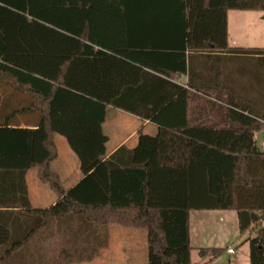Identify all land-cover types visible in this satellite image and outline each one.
Segmentation results:
<instances>
[{"label": "trees", "instance_id": "16d2710c", "mask_svg": "<svg viewBox=\"0 0 264 264\" xmlns=\"http://www.w3.org/2000/svg\"><path fill=\"white\" fill-rule=\"evenodd\" d=\"M229 11L264 13V0H0V264L53 219L67 217L97 228L146 230L149 264H196L193 211L236 212L250 264H264V153L257 148L264 93L260 108L257 99L213 101L174 82L187 73L186 52L208 45L256 61L249 69L263 80L264 48H228ZM102 22L108 36L95 31ZM137 32L141 43L148 34L156 40L136 46ZM169 55L175 66L161 63ZM110 106L156 124L158 134H141L134 150L123 147L106 159ZM192 106L218 112V125L206 123V115L194 127ZM57 136L83 174L69 192L52 169ZM29 170L58 196L56 204L31 208ZM9 209L30 217V226H9ZM198 251L211 260L226 253Z\"/></svg>", "mask_w": 264, "mask_h": 264}, {"label": "crops", "instance_id": "0c3cea01", "mask_svg": "<svg viewBox=\"0 0 264 264\" xmlns=\"http://www.w3.org/2000/svg\"><path fill=\"white\" fill-rule=\"evenodd\" d=\"M259 13H262L261 16H259ZM135 17V23H141L139 19H142V16H138L136 13ZM147 17V16H146ZM151 17V16H149ZM228 48L230 50L233 49H256V48H264V47H255L250 45H244L247 47H241L244 42H246L243 38L240 37H233L231 33V21L232 19H237L238 24L245 25L248 22H254L257 18L261 19L264 25V13L263 12H256V11H229L228 12ZM150 19H147V21ZM146 21V22H147ZM107 22H105L106 24ZM137 24V25H138ZM100 25V24H99ZM96 26L95 31L98 32V34L102 33V35L108 36V25L104 27V22H102L103 26ZM140 25V24H139ZM138 25V26H139ZM140 32H137V35L134 37L136 40L134 45L140 46H146L147 43H150L152 41H155L156 38L154 34H148L145 43H141L140 40H142ZM264 34V30H263ZM162 41L165 43H162L164 46H168V41H170V35L167 34V32L162 36ZM130 44L128 47L125 45L120 44H112L115 49L118 50H124L127 53L133 52V46ZM186 59L188 63V69L187 73L177 75L174 79V82L179 84L180 86L184 87L185 89L189 90L191 94L197 95V96H204L205 98L211 99L215 101V98H224L229 99V101H232L234 98L236 100H241L245 103H248L249 100H258L262 96L260 93H264V78L261 81V79H256L259 77L260 72L258 71H251L249 68L250 66L246 63H250L251 61L245 60L242 57H235V55L232 52H228V50H217L214 49L212 46H209L205 49L201 50H191L186 52ZM161 63L163 65L168 66H175V58H172V56H164L161 60ZM255 64L256 61H253ZM262 74L264 72L262 71ZM193 86L195 89H193ZM192 87V88H191ZM202 90L208 91L212 94H214V98L208 97L201 93ZM206 110V109H205ZM207 113V114H205ZM218 112H212L211 109H209L207 112H205L203 109L199 108L198 106H192L190 108V115H192L193 120V126L198 127L202 125V116L210 115V120L208 121L205 119V122L209 125H218V118H217ZM110 121V122H109ZM108 123H110L111 127L108 126ZM159 127L148 121L141 119L133 114L127 113L125 111H122L120 109H116L114 107H108L107 108V114H106V120L103 125V132L108 138V143L106 145L107 154L106 159H109L111 156H113L116 152H118L121 148L125 147L128 150H134L139 143L140 135H146V136H156L158 134ZM61 136L56 137V144L59 150V159L53 164L52 169L54 165L57 163H62L64 170L65 177L67 180H69L70 187L65 188L64 186V179H63V172L61 171H53L59 175L63 187L66 190V192H69L73 187H75L83 178V174L81 172L80 168V162L78 157L74 154V152L69 147L64 152V154L61 152V145L59 144L58 138ZM65 139V138H64ZM67 142V141H66ZM264 147V143H263ZM32 171L36 170H29L26 174V184L28 188V194H29V202L32 209H45L53 206L58 201V196L50 189L52 193L55 194V197L52 199L51 206L45 207L44 205H41L43 203V197L44 192L40 188L33 189L31 187V173ZM37 173V171H36ZM36 177L38 179V174H36ZM39 180V179H38ZM43 184V183H42ZM45 185V184H44ZM49 187V186H48ZM8 213L6 215L7 219H9V226H17L19 228H26L30 226V217H28L26 214L19 213L18 210H7ZM14 212V213H13ZM229 211H193L190 214V236H191V245L194 238L193 235V219L198 220H205V221H211L215 226L223 225L227 222V220H231V222L234 223V220L232 221V216L228 214ZM13 213V214H12ZM234 219V218H233ZM238 219V215H237ZM238 227L239 222L237 220ZM54 225L53 231L48 233L46 235V240L44 242H55V239H58L59 237H67L71 235V227L74 225L80 226V224H85V222L80 217H67L64 219H53L51 221L50 225ZM58 226V228H57ZM62 226V228H61ZM117 226V225H112ZM56 227V228H55ZM88 227V226H87ZM110 227V226H109ZM120 227V226H118ZM89 228V227H88ZM104 228V229H103ZM123 228V227H122ZM206 228V226H205ZM128 229V228H125ZM138 230V229H134ZM141 230V229H140ZM207 231V229H206ZM201 232L199 236L195 237V240L197 242V250L199 249H225L226 253L228 255H234L229 254L228 250L230 247L223 248L221 246H224L220 243L219 234H217L214 231V228H211L210 232ZM209 231V230H208ZM212 232V234H210ZM214 232V233H213ZM42 233V232H40ZM38 233V234H40ZM73 233V232H72ZM83 235L86 236H100L103 234H106L109 232H106L105 227H99L96 231H87L83 232L81 231ZM111 233L115 234L118 237H121V241L118 246L110 245V239H108V242L104 243V247L97 248L96 250L88 251L84 250L80 252L81 258L84 259H92L95 257L100 256H106L109 258H115V257H128V253H131L135 250L136 247L134 245V240H138L139 235H132L127 234L126 232H120L119 230H112ZM35 235L32 240L26 245L20 253H35V252H41L42 250V239H40L39 235ZM24 235L18 236V238L22 239ZM236 235L233 236L230 240L232 242L235 239ZM246 237V236H245ZM243 237V238H245ZM254 237V235L252 236ZM197 238V239H196ZM217 241V243H215ZM215 244V245H211ZM147 247H148V238H147ZM65 252V251H64ZM71 253V252H68ZM66 256V255H64ZM63 256V257H64ZM1 257V256H0ZM68 257V256H67ZM211 257V255H209Z\"/></svg>", "mask_w": 264, "mask_h": 264}, {"label": "rangeland", "instance_id": "374dc122", "mask_svg": "<svg viewBox=\"0 0 264 264\" xmlns=\"http://www.w3.org/2000/svg\"><path fill=\"white\" fill-rule=\"evenodd\" d=\"M262 13H259L261 16ZM264 25L261 19L257 18L254 22H248L245 25L238 24L237 19H232L231 21V33L233 37L243 38L246 42L241 44V47H247L244 45H250L255 47H264ZM250 66V68L254 67L253 61L250 63H246ZM264 70V65L259 67ZM262 100H257L256 104L258 106L262 105ZM264 104V103H263ZM110 122V121H109ZM111 124L108 123V126ZM59 144L61 145V152H64L68 148L67 142L63 137H59ZM63 164L57 163L54 165L53 169L55 171L63 172V179L65 188L70 187V181L65 177L64 170L62 171ZM31 187L33 189L40 188L42 192H44L43 203L45 207L51 206V201L55 197V194L52 193L47 185L42 184L36 177V171H32L31 173ZM232 216V221L227 220V222L223 225L215 226L211 221L198 220L193 219V241L192 247L194 248L192 252V260L196 264H250V244L247 241L248 236L245 238L240 237V231L237 223V213L234 211L227 212ZM234 218V219H233ZM89 224V223H86ZM88 225L80 224L74 225L71 227V235L67 237H59L55 239V242H44L46 240V235L53 231L54 225H50L45 228L42 233L38 234L40 239H42L41 252L35 253H19L16 255L8 264H149V252L147 247V238L148 232L146 230H134V229H125L118 226H110L105 227L106 232L108 233L100 235V236H86L81 233L87 232L90 229L87 227ZM89 226L94 227L89 224ZM206 226V228H205ZM56 228V227H55ZM58 228V226H57ZM62 228V226H61ZM211 228H214V231L219 234L220 243H224L221 246L223 248L230 247L235 251L234 255H228L227 253L222 256L211 260L209 256H201L199 251L197 250V242L195 240L196 236H199L201 232H210ZM104 229V228H103ZM112 230H119L120 232H126L127 234L139 235L138 240H134V245L137 248L131 253H128V257H115L109 258L106 256H100L92 258V259H84L81 258L80 252L84 250L92 251L96 250L98 247L103 248L104 243L108 242L110 239V245L118 246L121 237L116 236L111 233ZM209 230V231H208ZM73 232V233H72ZM214 233V232H213ZM212 234V232L210 233ZM235 239L230 242L231 238L235 236ZM197 239V238H196ZM217 243V241H215ZM215 245V244H211ZM98 248V249H99ZM65 251V252H64ZM97 251V250H96ZM71 252V253H68ZM66 255V256H64ZM64 256V257H63ZM68 256V257H67Z\"/></svg>", "mask_w": 264, "mask_h": 264}, {"label": "water", "instance_id": "95a60500", "mask_svg": "<svg viewBox=\"0 0 264 264\" xmlns=\"http://www.w3.org/2000/svg\"><path fill=\"white\" fill-rule=\"evenodd\" d=\"M264 133H259L257 135V148L260 150L261 153H264Z\"/></svg>", "mask_w": 264, "mask_h": 264}, {"label": "built area", "instance_id": "2783aa9c", "mask_svg": "<svg viewBox=\"0 0 264 264\" xmlns=\"http://www.w3.org/2000/svg\"><path fill=\"white\" fill-rule=\"evenodd\" d=\"M234 252H235V251H234L232 248H230V249L228 250V253H229V254H234Z\"/></svg>", "mask_w": 264, "mask_h": 264}]
</instances>
